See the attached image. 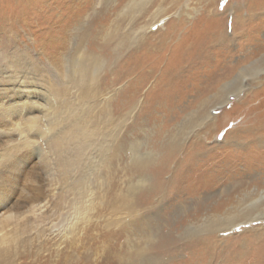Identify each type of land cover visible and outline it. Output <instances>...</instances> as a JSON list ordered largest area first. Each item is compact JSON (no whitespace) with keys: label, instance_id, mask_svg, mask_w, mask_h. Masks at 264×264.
<instances>
[{"label":"rangeland","instance_id":"374dc122","mask_svg":"<svg viewBox=\"0 0 264 264\" xmlns=\"http://www.w3.org/2000/svg\"><path fill=\"white\" fill-rule=\"evenodd\" d=\"M108 1L0 0V103L8 105L29 96L32 104V109L23 110L20 116L12 112L11 118L19 126L5 116H0V191L3 195L0 203V226L11 232L8 241L10 246L5 245L11 250L8 252V260H1L0 264H127L131 243H141V246L148 244L146 248L149 256L152 254L153 257L160 249L163 250L162 247L158 249V244L165 232L171 234L176 244L185 246L188 239L184 238L183 233L189 223L179 227L178 212L157 209L143 213L140 216L142 218L138 217L131 223L126 219L123 200L132 176L128 170L127 149L130 145H141L142 152H158L160 157L166 153L164 147L180 130L188 132L183 141L186 149L201 138L210 147L221 146L229 130L244 124L243 119L247 113L244 107L226 111L231 102L242 98L241 94L230 95L227 104L213 109V124L207 120L201 124V105L199 102L191 103L194 98L189 93L193 84L190 80L172 84L170 90H173L175 96L166 101L161 100L158 88L154 89L156 77L160 76L162 68L176 62L177 57L173 60V55L178 48L177 38L186 36L188 32V29L183 28L164 56L149 57L145 63L150 67L158 60L159 66L155 77L144 86L136 111L129 115L121 114L120 119L118 118V121L127 119V123L121 132V141L125 147L117 156L113 157L111 152H107L102 162L103 154L98 149L96 139L84 149L82 163L76 162L74 166L70 165L72 160L69 150H53L52 140L57 138H53L52 132L47 135L36 133L31 124H28L31 123L30 120H35L44 128L56 122L58 128H61L68 123L69 114L62 96L53 98L49 90L55 83L56 91H59L66 81L65 53L74 45L77 36L87 32L84 45L100 59L99 84L101 92L105 94L114 92L115 86L108 82L116 70L122 69V64L130 53L128 45L123 46L119 40L112 39L119 36L122 29H117L114 25L118 19L117 11L111 9L115 2ZM203 1L183 0L178 7L166 4L167 12L159 17V22L152 26L149 34L168 29L170 21L182 15L187 7L197 8L189 11L194 12L190 15L192 20L196 19L203 8ZM243 2L246 0H217L211 11L215 12L214 17L218 20L212 23L227 29L231 34L234 7ZM227 3L230 5L229 9ZM80 6L84 11L80 16L83 20L78 19L81 24L77 26V20L74 19ZM108 14L111 15L108 21L101 25L100 21H104ZM68 20H71V25ZM197 23L200 25L201 21ZM201 24L206 25L205 22ZM262 31L264 39V29ZM70 33L74 34L72 40H68ZM124 83L125 81L122 84ZM31 87L40 91L34 96L26 94V88ZM103 98L101 96L97 98L98 101H94L90 114L81 115H84L85 122L99 129L109 141L113 119L117 118V114H112L110 110L117 105L115 100L105 101ZM166 106L171 112L165 110ZM6 113L0 110V114ZM19 128L31 137V144H23L17 130ZM195 134H199L201 138L195 137ZM71 144L76 145L77 142ZM37 149L45 153L44 160L36 152ZM227 151L219 153V158L224 157ZM179 156L182 158L184 152L181 151ZM47 158L51 161L49 165ZM14 164L15 169L10 171L8 166ZM260 166L256 167L257 172L254 170L245 177L251 175L254 180L262 181L260 186H264V167ZM79 192H83V195L79 196ZM79 197L83 203L86 201V205L91 204L88 219L80 221L74 231H71L72 225L77 221L75 218L78 217ZM135 198L139 199V194H135ZM259 207L258 211L263 212L264 199ZM259 212L256 214L257 219L218 233L220 237L228 238V243L232 246L241 242V238L247 245L245 253L227 264H264V216ZM160 215H166L168 219H160ZM157 218L161 221L160 227L156 222L151 221L149 224L148 219ZM13 228H17L16 233H13ZM7 248L4 247V250H8ZM189 251L191 250L187 246L178 253H164L162 261L157 264H188ZM2 259L4 260L3 257Z\"/></svg>","mask_w":264,"mask_h":264},{"label":"bare ground","instance_id":"6f19581e","mask_svg":"<svg viewBox=\"0 0 264 264\" xmlns=\"http://www.w3.org/2000/svg\"><path fill=\"white\" fill-rule=\"evenodd\" d=\"M112 1L115 3L111 9L117 11L118 18L114 25L117 29H122L119 36H112V39L119 40L123 46L126 44L131 49L130 53L126 51L128 56L122 64V69L116 70L108 82L111 86H115L114 92L112 94L101 92L100 59L85 47L84 37L87 32H81L74 45L65 53L66 81L59 91H56L55 83H52L53 88L49 90L53 98L57 95L62 96L69 114L68 123L61 128H58L56 122L42 128L37 121L29 119L31 123L28 125L31 124L35 132L42 135L52 132L53 138H57L52 140V149L58 152L61 149L69 150L72 160L70 165L74 166L76 162H81L84 149L89 144H93L95 139L98 141L99 151L103 154L102 162L107 152H111L113 157L117 156L125 147L121 141V132L127 123V119L118 120L121 114L124 116L136 111L144 86L155 77V71L159 66L158 60L150 67L145 63L148 62L149 57L164 56L180 30L188 29V35L177 38L178 48L173 55V60L177 57L176 62L162 68L160 76L156 77L154 89L158 88L162 95L161 100L166 101L169 97L175 96L173 90H170L172 84L190 80L193 84L189 93L194 98L191 103L199 102L201 105L199 113L203 114L200 118L201 124L206 120L213 124L215 122L213 109L227 104L230 95L241 94L242 98L231 102L226 111H231L235 107H244L247 111L243 119L244 124L229 130L221 146L210 147L199 134H195V137L201 140L197 139L186 149L183 141L188 132L182 130L178 131L177 135H173L171 141L164 147L166 153L160 157L158 152H142L141 145H130L126 156L129 159L128 170L132 176L124 194L123 205L127 214L126 219L130 223L138 217L142 218L140 216L143 213L147 214L151 210L165 209L178 212L179 227L189 223L183 233L184 238L188 239L186 245L191 250L188 264H227L230 260H236L246 252L245 241L241 238V242L232 246L228 243V238L220 237L218 233L257 219L256 214L264 199V186H260L262 181L257 179L255 181L251 175L245 177L254 170L257 172V166L264 167V39L262 38L264 0H246L245 3L235 5L231 34L227 29L212 23L218 20L214 17L215 12L211 11L217 0H204L200 15L193 20L190 15L194 12L189 11L197 8L192 7L194 9L190 8V10L187 7L182 15L170 21L168 29L158 31L157 34H149V30H152V26L159 22V17L167 12L166 4L178 7L183 0ZM227 5L229 9V3ZM83 13L81 7L77 16L75 15L77 26L81 24V20L78 19ZM110 16L108 14L100 24L105 25L106 23H102L108 21ZM74 20L72 19L73 22ZM68 21L71 25V20ZM198 21L205 22L206 25L201 23L198 25ZM192 30L195 31L191 34ZM73 35L68 34V40L70 38L72 40ZM153 36L155 39H152ZM124 81L125 83L122 84ZM39 91L34 87L25 90L26 94L32 96ZM101 96L105 101L115 100L117 105L110 110L112 114H117V118L113 119L109 141L99 129L85 122L84 115H81L90 114L94 101H98L97 98ZM28 98L16 103H7L8 105L0 103L1 112H7L0 116H5L14 125L19 126L13 122L11 115L12 112H16L20 116L23 110H31L32 104ZM165 110L171 112L168 107ZM17 130L21 134L23 144H31V137L29 138L25 130L22 128ZM74 141L77 142L76 145L71 144ZM223 150H228L227 154L219 158L218 154ZM181 151L184 152L182 158L179 156ZM36 152L43 160L45 159L44 152L38 149ZM46 161L48 165L51 164L48 158ZM14 165L8 166L10 171L15 169L16 165ZM79 193V196L83 195V192ZM135 194H139V199L135 198ZM2 197L0 191V203L3 201ZM80 198L78 204L83 203ZM85 202L80 206L77 204L78 217L75 218L77 221L73 220L76 222L72 225L71 231H74L80 221L88 219L91 204L86 205ZM259 213L264 216V211ZM159 217L168 219L166 215ZM160 219H148V221L149 224L151 221L156 222L160 227ZM16 229L13 228V233H16ZM10 234L9 230L0 228V261L8 260V252L11 251L8 242ZM162 238L158 249L162 247L164 251L160 249L153 257L152 254L151 257L149 256L146 248L148 244L141 246V243L135 245L131 243L127 264H157L162 261L164 253H178L187 247L176 244L170 233H163ZM7 244L9 248L5 246ZM4 247L8 250H4Z\"/></svg>","mask_w":264,"mask_h":264}]
</instances>
